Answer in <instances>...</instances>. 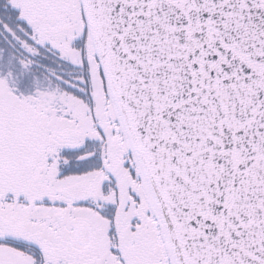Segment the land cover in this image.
Returning <instances> with one entry per match:
<instances>
[{
  "label": "snow or ice",
  "instance_id": "obj_1",
  "mask_svg": "<svg viewBox=\"0 0 264 264\" xmlns=\"http://www.w3.org/2000/svg\"><path fill=\"white\" fill-rule=\"evenodd\" d=\"M0 264H264V0H0Z\"/></svg>",
  "mask_w": 264,
  "mask_h": 264
}]
</instances>
